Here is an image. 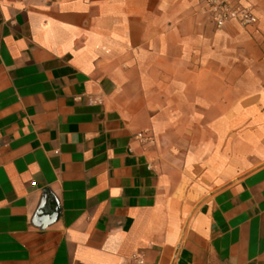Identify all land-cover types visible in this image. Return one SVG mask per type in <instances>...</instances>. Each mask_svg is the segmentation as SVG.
<instances>
[{"label": "crops", "instance_id": "1", "mask_svg": "<svg viewBox=\"0 0 264 264\" xmlns=\"http://www.w3.org/2000/svg\"><path fill=\"white\" fill-rule=\"evenodd\" d=\"M0 0V264H264V0Z\"/></svg>", "mask_w": 264, "mask_h": 264}, {"label": "built area", "instance_id": "2", "mask_svg": "<svg viewBox=\"0 0 264 264\" xmlns=\"http://www.w3.org/2000/svg\"><path fill=\"white\" fill-rule=\"evenodd\" d=\"M200 2L204 4L217 28L231 20H237L245 26L253 24L256 20L251 10L238 7L232 0H200Z\"/></svg>", "mask_w": 264, "mask_h": 264}]
</instances>
